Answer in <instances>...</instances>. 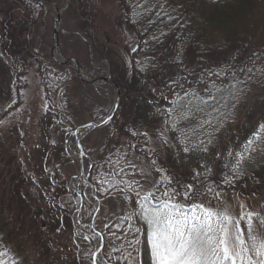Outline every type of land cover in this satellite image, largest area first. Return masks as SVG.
Instances as JSON below:
<instances>
[{
	"label": "rangeland",
	"instance_id": "374dc122",
	"mask_svg": "<svg viewBox=\"0 0 264 264\" xmlns=\"http://www.w3.org/2000/svg\"><path fill=\"white\" fill-rule=\"evenodd\" d=\"M48 1L57 11L51 4H45L44 11L37 13L34 22L28 25L24 22L29 11L26 2L24 7L14 0H0V253H5L7 264H92L90 256L84 254L97 249L101 235L103 248L96 264H105V257L120 245V240L114 234L106 235L99 222L93 223V229L90 218L81 222L82 199H86L92 212L97 204L85 183L77 178L79 151L74 137L54 128L48 116L44 86L27 50L43 56L52 66L51 53L59 62L76 60L86 81L94 80L88 73L101 68L122 92L121 85L123 89L136 90L130 71V52L135 42L123 24L117 0ZM58 11L63 33L58 32V48L52 51L53 32L57 30L53 19ZM249 37L250 45L264 48V16ZM232 47L221 51L216 60L228 55ZM15 55H22L23 62L25 59L22 67L12 61ZM186 56L192 58L190 54ZM66 66L71 70L69 73H76L73 63ZM58 68L57 73H67ZM72 81L66 97L75 127L103 119L113 104L114 91L102 82L82 84L76 76ZM230 85L217 90L227 114L219 133L214 137L208 132L204 137L212 140L207 144V152L201 147L193 148L200 140L192 138L191 133L182 144V131H177L181 134L176 139L157 118L144 129L147 148L159 152L162 161L173 167L183 182H194L199 187L208 185L220 193V198H208L213 205H222L236 218L241 212L255 213L253 234L264 239V133H260V125L264 124V74L251 82L236 83L235 89ZM125 96L127 99L119 98L124 119L143 118V101L136 102L132 91ZM229 99L232 103L226 104ZM188 125L178 129H188ZM84 133L78 135L80 142L96 157L106 139L112 137L107 127ZM257 133H260L258 140ZM250 139L254 140V150L245 152ZM184 147L190 151L185 153ZM126 151L115 148L104 154L114 153L117 161H121ZM237 153H243L244 159L239 175L234 177L232 168L237 163ZM124 163L133 165L132 156ZM136 166L140 168L137 163ZM142 168L145 173L148 171L146 165ZM196 173H200L199 177ZM226 177H234L242 184L235 185V191H220L214 184ZM83 178L89 184L85 170ZM129 206L124 198L109 199L99 214L108 219L123 209L127 217ZM240 227L247 240L246 223L241 221ZM127 229V233L132 232L129 226ZM85 236L91 237V241L85 240ZM144 248L142 264H151L146 237ZM131 264H136L135 259Z\"/></svg>",
	"mask_w": 264,
	"mask_h": 264
},
{
	"label": "trees",
	"instance_id": "16d2710c",
	"mask_svg": "<svg viewBox=\"0 0 264 264\" xmlns=\"http://www.w3.org/2000/svg\"><path fill=\"white\" fill-rule=\"evenodd\" d=\"M14 1L24 7L26 2L29 7L28 15L24 20L28 25L34 22L37 13L44 11L45 5L33 0L31 2L30 0ZM117 2L121 7L123 24L133 35L135 42L133 49H137L136 51L132 49L130 52V71L135 80L136 90L127 87L126 90L119 85L122 91L120 98L127 99L125 94L127 95V91L128 93L132 91L136 102L143 101L142 106L145 110L142 112L144 117L141 119L134 116H125L124 119L122 106L118 103L111 120L98 128H109L112 137L116 135V138L108 137L97 157L92 150H88L84 142H80L83 170L87 173L88 182L95 195L94 198L90 197L99 205L94 224L99 222L103 225L99 228L105 229L106 235L114 234L120 240V245L115 247L120 250L112 251L107 255L105 264H129L124 257L132 251L128 246V241L133 238V232H126L129 222L124 219L123 209L108 219L101 218L99 211L109 199L124 198L125 195H129L134 201L136 199L134 194L127 191L129 184L134 188L136 181H141L147 188L150 184H155L162 176L166 178L168 174L173 177L175 185L189 183L183 182L173 167L167 166L162 161L159 152L147 148V139L144 135L145 127L151 126L152 119L157 118L167 127L169 134L174 133L176 139L180 138L178 134L181 133L172 129V121L166 115V110L172 105L164 97H169V100L175 99L173 90L168 85L174 81L182 84L183 88H175V91L180 92L181 95L184 91H196L203 96H208L209 93L204 89L206 87L211 89V94H214L216 99L210 102L201 115L196 114L191 120H181L178 123L180 126L177 127L180 128L189 123L187 130L192 134L191 137L206 142L210 139L204 138L209 135L208 132L215 137L226 119V108L221 106L223 100L220 101L222 95L217 90L232 83H240V81L242 83L251 82L264 74V48L250 45L249 37L259 18L264 16V0H148L145 7L152 6V11L142 17L133 15L129 0H117ZM139 3H144V0H139ZM161 5H163V11L173 19L169 20L167 16L157 18L156 12L162 11ZM136 11L141 10L136 9ZM133 20L136 22L134 23ZM153 36L158 37V40L152 39ZM232 45L233 50L228 55H224L221 60H216L221 51ZM186 54H190L192 58L187 57ZM27 56L29 60L36 63L37 72L44 86L48 116L52 119L54 128L62 133L70 134L76 129V123L69 114L66 95L73 86L72 80H75L76 73H69L71 70L68 66L58 65L53 60L52 66L50 61L45 62L43 56L36 55L29 49ZM212 56L214 57L210 58ZM22 60V55H15L12 58V61L20 67L25 62V59L24 62ZM57 68H62L67 73H57ZM242 68H252L253 72L242 73L240 71ZM211 72H220L221 75L219 77L210 76ZM225 72L227 76L224 75ZM105 74L101 68L88 73L94 79L103 77ZM113 76L118 78L116 75ZM231 103L232 100L226 102V104ZM213 108L216 111H212ZM175 118L174 113L172 119L175 120ZM202 119H211L212 123L199 128L198 122ZM193 128H196V131H192ZM133 131L139 135L133 136L131 134ZM115 148L117 151L127 150L121 161H117L114 153L104 154L106 150ZM128 156H132L133 165L124 163ZM136 163L140 165V168L136 166ZM143 165L148 168L146 173L143 168L141 169ZM156 169L161 171H156ZM219 179L214 185L223 192L235 191V185L242 182L233 178L231 183H226L225 179ZM191 183L194 187L200 188L194 182ZM122 189L124 191H121ZM129 205L126 210L127 216L132 208L130 203ZM93 217L94 211H91V207L83 198L80 208L81 222H87L89 218L91 222ZM133 223L141 224L138 218ZM145 235L146 233L139 234L141 244L138 246V254H133L136 264H142L143 261ZM0 261L7 264L4 255L0 256Z\"/></svg>",
	"mask_w": 264,
	"mask_h": 264
},
{
	"label": "snow or ice",
	"instance_id": "6c2138e0",
	"mask_svg": "<svg viewBox=\"0 0 264 264\" xmlns=\"http://www.w3.org/2000/svg\"><path fill=\"white\" fill-rule=\"evenodd\" d=\"M129 2L135 17H142L152 11V6L145 7L148 0H144V3H139V0L135 2L129 0ZM160 7L162 11L156 12L157 18L167 16L169 20L173 19L163 11V5ZM133 22L135 23L136 20ZM152 39L158 40V37L153 36ZM136 50V48L133 49V51ZM240 71L251 73L253 69L242 68ZM209 75L219 77L221 73L211 72ZM224 75L227 76V72ZM236 86V83L230 85L233 89ZM168 87L175 95L174 100L164 97L172 105L166 110V115L172 121L171 127L174 131H181L177 128L179 121L193 119L196 113L204 110L202 106H208L216 99L215 95L211 94V89L207 87L204 89L209 93L206 97L196 91H184L181 95L180 92L175 91V88H183V85L175 81ZM212 111L216 109L213 108ZM174 113L175 120L172 119ZM108 119L110 120L111 116ZM211 123V119H202L198 122V127L203 128ZM192 131H196V128ZM260 133H264V124L260 125ZM260 133L256 134L255 139H260ZM131 134L139 135L135 131ZM187 139L188 130L185 129L182 131L180 142L184 144ZM211 143V139L206 142L201 140L199 145L194 144L193 148L201 147L202 151L207 152V144ZM253 143L252 139L247 142L245 152L254 150ZM183 150L185 153L190 151L189 147H184ZM236 156L237 163L232 168L234 177L239 175L238 169L244 159L243 153H237ZM156 171L161 170L156 169ZM208 171L211 170L208 169ZM199 175L200 173H196V177ZM234 177H226L225 182L231 183ZM127 191L136 197L133 201L132 196H124V199L132 205L128 216L124 218L129 222V228L133 232V238L128 241L132 251L124 257L129 264L134 259L133 254H138L141 233H146L151 264H264V239H258L252 230V222L256 214L250 211L241 212L240 217L236 218L222 205H213L211 199L220 198L221 194L210 186L202 185L196 188L192 183L175 185L173 177L168 174L166 178L162 176L155 184H150L147 188L141 181H136V187L133 188L129 184ZM137 218L142 222L141 224L133 223ZM241 221L247 225V240L244 229L240 227ZM84 239L90 242L92 238L85 236ZM119 250L113 249V251ZM2 255L5 253H0V256ZM84 255L90 256L92 264H96L99 253L89 249ZM0 264H3V261H0Z\"/></svg>",
	"mask_w": 264,
	"mask_h": 264
},
{
	"label": "water",
	"instance_id": "95a60500",
	"mask_svg": "<svg viewBox=\"0 0 264 264\" xmlns=\"http://www.w3.org/2000/svg\"><path fill=\"white\" fill-rule=\"evenodd\" d=\"M33 1L36 2V3L42 4V5L51 4L55 8V10L57 11V7L52 2H50L48 0H33ZM53 26H54V28H57V30H54V32H53V37H54L53 41L54 42H53V50L52 51H55L58 48V32L63 33L62 29H61V21H60V13H59V11L56 12V14H55V17L53 19ZM50 57L58 65L66 66V65H68L70 63H73L74 66H75L77 79L81 83H83V84H96V82H102L105 85H107L108 87H110L115 93L113 104H112L109 112L106 114V116L102 120L94 122V123L85 124L83 126H80V127L76 128L74 131L71 132V135L74 137L75 143H76V145L78 147V150H79V159H78L79 174H78L77 178H79L81 181H83V183H85L86 186L89 187L90 194L94 197V195L92 193V187L83 178L82 152H81V147H80V139H79L78 135H79V133L81 131H85L84 134H86L89 131L98 129L101 126L107 124L111 120V119L109 120L108 117L111 116V118H112L113 114L115 113V111L117 109L121 92H120V89L118 88V86L108 77L99 78V79L94 80V81H86V80H84L82 78V75H81V68L77 64V62L74 61V60H67V61L59 62L58 60H56L54 58L53 53H51ZM105 121H107V122H105ZM98 208H99V206L97 205V207L95 209L94 217H93V219L91 221V228L92 229H93V222L95 220ZM98 237H99V244H98V247L95 250V252L99 253L102 250V248H103V238H102L101 235H99Z\"/></svg>",
	"mask_w": 264,
	"mask_h": 264
}]
</instances>
